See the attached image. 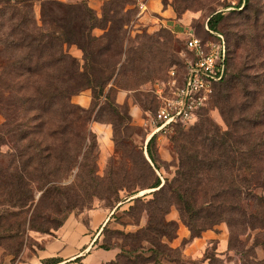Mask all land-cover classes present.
Instances as JSON below:
<instances>
[{
    "label": "trees",
    "instance_id": "16d2710c",
    "mask_svg": "<svg viewBox=\"0 0 264 264\" xmlns=\"http://www.w3.org/2000/svg\"><path fill=\"white\" fill-rule=\"evenodd\" d=\"M35 1L0 0V113L5 118L3 124L9 131L16 132L22 145L20 154H11L7 163L0 164L1 195L12 200L13 194L23 193L27 181L38 182L39 188L52 182L44 197L62 200L80 199L86 193L111 200L118 198L121 189H129L131 196L137 190L149 188L152 189L150 199L132 198L133 204L125 210L130 215L145 211L146 225L135 231H120L126 241L115 259L104 264H158L162 257L173 261L169 252L175 248L169 243L176 237V223L165 220L172 205L191 230V237L184 243L226 220L227 249L241 253L238 264H264L254 253L255 247H264V11L254 7L253 0H243L244 6L231 12L235 27L227 23L223 10H212L208 15V27L217 29L221 25L228 37L226 71L216 83L219 85H214L216 90L213 88L209 100L219 110L227 129L221 131L206 116L187 130L179 129L172 138L177 155L176 172L162 183L154 173L157 160L149 147L155 134L147 142L146 155L141 150L133 157L122 149L124 145L113 129L123 161L109 166L107 175L101 178L96 175L95 164L90 168L86 163L87 150L82 152L94 135L74 129L79 120L90 117L91 109L116 70L126 18L116 21L112 35L94 37L90 30L97 25V17L85 2L68 4L42 0L38 20L33 11ZM116 1L119 0H110L111 3ZM120 1L121 9L133 3L132 0ZM191 1L172 0L171 5L176 12H183L189 9ZM207 1L208 6L219 3L218 0ZM239 25L242 31L236 29ZM103 38L106 42L97 48L93 58L90 46ZM253 39L261 41L258 55L246 49V41ZM155 43L156 40L147 37L139 56L131 57L130 49H126L124 63L117 71L120 78L117 84L126 85L128 78L140 74L143 70L138 65L141 55L150 54ZM71 44L83 51L82 70L79 60L68 52ZM114 48L117 60L98 62L101 55ZM242 53L246 63L236 64ZM158 56L156 72L166 60L165 52H158ZM249 65L255 73H246ZM87 87L93 89L90 109L71 101L73 95ZM103 106L96 118L114 125L112 114L117 107L110 95L106 96ZM156 106L157 103L151 111ZM76 166L73 180L61 185L60 180L67 178ZM119 170L121 173H117ZM145 180L149 181L145 183ZM243 201H252L255 212H248ZM106 226L107 223L102 231ZM248 230L257 232L252 244L245 248L240 237ZM143 242L150 245L147 256H142ZM109 247L104 245L103 248Z\"/></svg>",
    "mask_w": 264,
    "mask_h": 264
},
{
    "label": "rangeland",
    "instance_id": "374dc122",
    "mask_svg": "<svg viewBox=\"0 0 264 264\" xmlns=\"http://www.w3.org/2000/svg\"><path fill=\"white\" fill-rule=\"evenodd\" d=\"M41 1L42 0H36L33 6L34 15L38 20H40L41 17ZM58 1L68 4L85 2L97 17V25L90 30L91 35L94 37H101L106 34L112 35V27L116 25V21L121 17L126 18L122 27L123 32L121 36L123 37L120 36L122 53L119 58V63L116 65V70L111 79L104 86L103 93L100 98H98V101H96L95 106L91 109L90 117L88 119L79 120L74 126L75 130L91 132L94 135V137L91 136L89 142L87 139V146L84 147L85 149L83 148L82 152L87 150L88 156L86 163H88L90 168L95 164L96 175L101 178L107 175L109 166H116L123 161L119 149L120 147H116L115 134L119 137V141H122L120 144L124 145L123 147L121 145V147L126 154L128 153L130 156L135 157L138 154V151L142 150L143 154L146 155V145L151 136L142 125L136 124L132 120L130 108L136 106L140 109L142 112V119L140 122L142 124L146 112L151 111L157 103L153 92L150 90L152 85L160 80L167 79V72L171 67H175L177 75L182 79L186 72V61L192 57V54L185 48L184 35L187 32H193L202 40H211L213 39V35L209 31L211 30L222 33L227 43L228 37L226 32L222 30L221 25L218 26L217 29H210L208 27V15L212 10H223L224 14L227 16V23H230L233 26L234 20L232 18H234V16H232L233 14L231 12L233 10L238 11L244 6L243 0H218V4L212 3L211 6H208L207 0H192L189 9H186L183 12H176L171 5L172 0H159L163 8L170 7L172 9L175 19L182 18V16L185 15L186 19L180 23V30H175L172 27L161 23V21L158 20V14L153 10L148 8H145L143 11L140 10L139 4H145L147 0H132V4H126L122 9V3L120 0L114 3H111L110 0H101L97 4L89 3V0ZM163 2H165V5ZM252 3L254 7L261 8L264 11V0H253ZM127 10L130 11L126 13ZM236 29L242 31V25H239ZM147 37L156 40L157 43L153 44L150 54H145V52L142 53L138 65H140L139 67L143 68V70L139 72V75L128 78L126 85L120 83L117 84L116 82L118 79L120 80L117 71L120 64L124 63L126 49H130L131 57L135 54L139 56L140 48L142 47V44H146ZM93 42L90 46V52L94 58V52L98 47L104 45L106 39L103 38L100 41ZM246 42V49L253 51V55H258L261 51V41L253 39L252 41ZM241 46L243 47V45ZM230 49L232 50L229 45V50ZM116 50L117 49L114 48L112 51H107L97 59L98 62H114L118 58L115 56ZM160 51L165 52L166 60L162 63L161 69L156 72L154 69L158 66V61L160 59L158 52ZM68 52L79 60L80 70H82L81 65L84 63L82 49L76 44H71L68 47ZM241 55L242 58L240 61L237 58L235 61L237 62L236 64L241 61L246 63V61H243L244 53ZM229 56H232V54ZM254 61L258 62V60ZM1 66L2 61H0V71ZM251 66L252 65H249L246 69V73L253 74L256 72ZM230 69H232V65L229 66V71ZM104 75H107V73H104ZM218 85L219 84H216V87ZM216 87L214 90H216ZM84 91H87L90 96V102L87 107H83L73 100L74 96L79 95ZM92 93V87H87L73 95L71 101L85 109H90L92 107V102L94 101L92 100ZM118 93L125 94L124 99L121 102L117 100ZM108 95H110L117 107L116 112L112 114L114 125L110 122H104L96 118L97 112L103 105H105L106 96ZM205 116L209 118L210 122L220 127L221 131L227 129L219 110L213 105V102H208V105L199 111L195 120L190 125H173L168 127L165 131L154 135L149 147L157 160V163L155 164L156 166L154 167V173L159 176L162 183L166 178L171 179L175 175L177 168V155L172 138L177 135L179 129L183 128L184 130H187L191 126L197 124ZM0 119V164H5L7 163L9 155H18L21 153L22 145L18 141L16 132L14 130L9 131L8 126L3 124L5 118L1 113ZM81 121L87 123V126L85 128L83 127V129L78 125ZM93 121L110 125L111 128L112 150L110 154L102 160H100L98 135L89 128V123ZM113 129L115 130V134L113 133ZM120 170L117 173H121ZM76 171L77 166L67 178H62L59 183L61 185L70 183L73 180ZM148 181L149 180H145V183ZM50 183L39 188L38 182L27 181L23 193L13 194L12 200H10L11 197L6 199L2 196V190H0V264H20L26 262L29 256L31 257L33 253L38 252V250L43 247L44 237L51 234L57 224L63 221L66 216L70 214L77 215L95 205L103 207L106 210H113L118 204L124 203L122 205L124 208L120 210L119 215H113V218L107 223L106 229L102 231L103 238L99 244L101 247H104V245H118L121 249L126 238L125 235L119 234V232L135 231L139 227H144L147 223L148 218L145 211L136 214L132 213L133 215H130V212L127 214L125 210L128 211V206L133 204L132 198L141 196L145 201L150 199L152 197L150 193L152 189L146 188L137 190V193L131 196L128 195L131 192L129 189H121L118 193V198L112 197L111 200L91 193H86L80 199L62 200L59 197H44V193L47 191ZM28 191H30L29 194ZM256 191L260 192V190ZM117 199L118 201L115 202ZM127 203H129V205H127ZM243 206L248 212H255L252 201H243ZM170 212L175 215V219L168 218ZM165 220H172L176 223V235L179 225H182L188 230L189 236L191 237V230L185 221L180 218V213L176 206L172 205L170 207L169 212L165 215ZM127 222L133 224L131 229H125ZM208 230L213 231L217 236L216 239L210 240L206 244L200 255L192 257L187 256L182 252L181 249L184 250L186 247V244H183L186 240L184 238L179 247H173L175 248V251L169 252V257L173 259V261H169V258L166 259L162 257L163 259L161 258L158 261V264H238L241 253L236 249H227L229 229L226 220H221L213 226L206 228L200 232L199 236ZM256 232L257 230H248L240 237L241 240L244 241L245 248H248L252 244ZM224 239L226 240V249L218 245V242ZM143 244L145 250L142 251V256H147L150 254V251L147 249L150 245L145 242H143ZM254 253L257 260H264V247H255ZM145 264H152V262H147Z\"/></svg>",
    "mask_w": 264,
    "mask_h": 264
},
{
    "label": "crops",
    "instance_id": "0c3cea01",
    "mask_svg": "<svg viewBox=\"0 0 264 264\" xmlns=\"http://www.w3.org/2000/svg\"><path fill=\"white\" fill-rule=\"evenodd\" d=\"M100 1L89 0V3L97 4ZM145 6L158 14V20L161 23L175 30H180V23L186 19L185 15L182 18L175 19L172 9L170 7L163 8L159 0H147ZM124 95V93H118L117 100L119 102L123 101ZM73 100L81 106L87 107L90 102V96L87 91H84L74 96ZM130 113L132 120L136 124L141 125L142 112L140 109L136 106L131 107ZM78 125L83 129V127L87 126V123L81 121ZM89 128L98 135L100 160H102L112 150L110 125L93 121L89 123ZM123 204H118L113 210H106L103 207L95 205L97 207L93 206L77 215L70 214L66 216L62 225L57 230L44 237L43 247L38 252L33 253L31 257L29 256L26 262L20 264H104L115 259L116 255L120 252L118 245L103 248L99 244L103 238V227L113 218V215H119L120 210L124 208ZM168 218L175 219L176 217L170 212ZM125 226V229H131L133 224L127 222ZM216 236L213 231H205L201 236L183 243L186 244V247L184 250H181L185 255L195 257L200 255L206 244L210 240L216 239ZM184 238H189V232L185 227L179 225L177 235L170 242V245L172 247H179ZM218 245L226 249V240H220Z\"/></svg>",
    "mask_w": 264,
    "mask_h": 264
},
{
    "label": "built area",
    "instance_id": "2783aa9c",
    "mask_svg": "<svg viewBox=\"0 0 264 264\" xmlns=\"http://www.w3.org/2000/svg\"><path fill=\"white\" fill-rule=\"evenodd\" d=\"M140 10L146 8L139 4ZM213 39L202 40L193 32L184 35L185 48L192 54L186 61L182 79L175 67L167 72V79L151 87L156 100L155 110L146 112L142 126L150 136L173 125L188 126L200 110L208 105L214 85L226 71V42L220 32L211 31Z\"/></svg>",
    "mask_w": 264,
    "mask_h": 264
}]
</instances>
